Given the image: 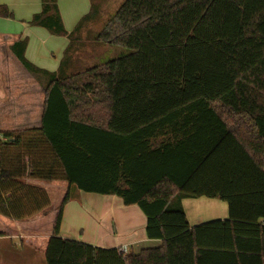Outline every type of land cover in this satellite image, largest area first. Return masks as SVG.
I'll return each mask as SVG.
<instances>
[{
  "label": "trees",
  "instance_id": "1",
  "mask_svg": "<svg viewBox=\"0 0 264 264\" xmlns=\"http://www.w3.org/2000/svg\"><path fill=\"white\" fill-rule=\"evenodd\" d=\"M97 2L71 32L57 0H42L30 21L69 38L58 71L26 57L27 39L12 47L46 103L40 128L0 132V213L23 220L50 209L48 190L24 180H60L68 191L47 264H205L219 251L241 264L243 240L263 264L264 0H125L95 37L122 53L68 72ZM73 186L138 205L162 246L125 256L62 237ZM202 196L226 201L229 219L191 227L181 200Z\"/></svg>",
  "mask_w": 264,
  "mask_h": 264
},
{
  "label": "crops",
  "instance_id": "2",
  "mask_svg": "<svg viewBox=\"0 0 264 264\" xmlns=\"http://www.w3.org/2000/svg\"><path fill=\"white\" fill-rule=\"evenodd\" d=\"M0 7H5L12 13L11 17L0 15V132L40 128L42 126L46 103L44 83L41 84L42 82L40 83L34 74L23 65L12 47L17 41L27 39L28 44L25 55L31 62H35L29 55L30 37L32 35L50 36V32L47 31L46 28L30 24L35 14L41 12L42 0H0ZM89 11L87 13H89ZM61 15L64 22L62 12ZM79 17L80 15L77 16V18ZM69 42L70 40L68 38V45ZM101 47L100 51L109 52L112 46L104 44ZM98 55L100 56L101 54ZM107 56L108 55L100 60L97 55L92 54L90 59L92 62L94 60L106 61L108 60L105 59ZM114 57H116V55ZM62 60L63 58L60 60L56 70H50L45 65H41L37 62L34 64L40 68L54 72L58 71ZM73 62L74 65L68 68V72H73L75 61ZM95 64L96 63H93L92 65ZM24 182L46 188L48 192L51 193V190L47 188V180L28 179L24 180ZM89 199H95V197L92 196ZM121 200L120 197L111 195V198L105 199V203H101L104 205L100 213L104 214L103 211L109 208V211L111 210L113 214H115V216H113V214L109 215L112 220L114 219L112 224L116 226L119 232L126 230L122 237H116L117 239L114 243L113 241L111 243L103 241L105 244H102L100 240L98 243H94L93 241L80 239L76 234L78 231L77 228L69 230L68 228L64 229V220L61 224L60 235L64 238L83 241L102 249L116 248L119 250L121 247L127 246L128 255L132 253L139 254L144 249L161 247L163 242L160 239H150L147 237V219L144 213L139 210V206H126L122 203L123 200L122 202ZM181 204L187 214L191 227L216 220L225 221L229 219L228 203L220 198H209L205 196L184 198L181 200ZM118 210L119 213L117 212ZM54 213L55 212H51L50 208L23 220L11 219L0 213V232L3 233V235L0 236V264H47L46 249L53 229ZM48 215L49 218L47 217ZM65 216L66 213H64L63 217L65 218ZM47 218L49 221L47 222L46 220L45 224H47L48 228L46 227V231H43L41 229V226L44 224L42 221ZM261 224H264V219L261 220ZM98 228L100 234H102V224L98 225ZM19 232L23 235H15ZM21 236H23L25 240H22L20 238ZM210 239L213 242L217 241L214 237ZM103 240H111V237L105 236ZM251 243L252 242L248 240H243L242 242L241 264H258L256 257L254 256V258L250 255L252 252H256L255 249H257L256 246H251ZM220 257H222L221 251L211 254L205 264H235L233 261L225 262V260H221Z\"/></svg>",
  "mask_w": 264,
  "mask_h": 264
},
{
  "label": "rangeland",
  "instance_id": "3",
  "mask_svg": "<svg viewBox=\"0 0 264 264\" xmlns=\"http://www.w3.org/2000/svg\"><path fill=\"white\" fill-rule=\"evenodd\" d=\"M124 1L125 0H98L97 8H95L96 11L94 10L95 13H93L90 20L84 23L80 30L75 34V45L69 54V57L71 56V59H74L73 61H75L73 73L83 71L86 68L93 66V63L101 64L105 61L94 60L92 62L90 59L92 54L97 55L99 59L102 60L106 55L108 56L105 59H109L122 53L123 49L121 47L112 45L109 52L100 51L102 48L101 46L104 44H98L97 41H95V37L96 33L103 27L106 21L115 13ZM58 4L64 16L65 28L68 32H71L78 24L80 18L90 10L91 0H58ZM79 15L80 17L77 18ZM67 45L68 38L66 36L52 35L51 33L48 37L32 35L30 37L29 55L31 59L35 61L34 63L37 62L41 65H45L50 70H56L59 66L60 60L65 54ZM98 54L101 55L99 56ZM39 82L41 83V81ZM46 183L48 184L47 188H49L52 193H50L52 198V205L50 208L51 212H55V220L60 203L67 194L68 184L65 181L60 180L47 181ZM92 196H94L95 199H89ZM108 198H111V195L86 193L79 190L76 186H73L70 190V200L66 203L64 208V213H66L65 218L63 217L64 229L68 228L69 230L77 228V236L80 239H86V241L89 240L98 243L100 240V243L102 244H105L103 241H107V243L113 241L114 243L117 239L116 237H122L126 230L122 228L125 231L119 232V230L116 229V226L112 224L114 219L112 220L111 216H109L113 214V211H109V208L106 205L105 206L108 210L105 209L103 211L104 214L100 213V210L104 205L101 203H105V199ZM117 212L119 213V210ZM113 216H115V214H113ZM47 217L49 218V215ZM48 218L42 221L44 223L43 226H41L43 231H46L48 228L47 224H45L46 220L47 222L49 221ZM100 224L103 226V231L101 230L102 234H100L98 228V225ZM21 234L22 233L19 232L15 235L20 236ZM105 236L111 237V240H103ZM20 238L22 240L24 239L23 236ZM120 249H122V247ZM120 249L119 251L121 252ZM122 254L126 256L128 255V252Z\"/></svg>",
  "mask_w": 264,
  "mask_h": 264
},
{
  "label": "built area",
  "instance_id": "4",
  "mask_svg": "<svg viewBox=\"0 0 264 264\" xmlns=\"http://www.w3.org/2000/svg\"><path fill=\"white\" fill-rule=\"evenodd\" d=\"M122 253H127L128 248L126 246H123L122 249H120Z\"/></svg>",
  "mask_w": 264,
  "mask_h": 264
}]
</instances>
